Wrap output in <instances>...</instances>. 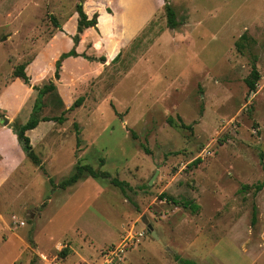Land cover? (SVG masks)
<instances>
[{"label":"rangeland","instance_id":"374dc122","mask_svg":"<svg viewBox=\"0 0 264 264\" xmlns=\"http://www.w3.org/2000/svg\"><path fill=\"white\" fill-rule=\"evenodd\" d=\"M170 2L176 29L164 0H0V129L50 82L39 118L66 119L28 133L44 170L0 152V264H264V0ZM78 4L98 18L75 45ZM79 164L111 177L57 187Z\"/></svg>","mask_w":264,"mask_h":264},{"label":"trees","instance_id":"16d2710c","mask_svg":"<svg viewBox=\"0 0 264 264\" xmlns=\"http://www.w3.org/2000/svg\"><path fill=\"white\" fill-rule=\"evenodd\" d=\"M164 9H165V12L167 15L168 27L170 29H176L179 26V23L177 21L176 12H175L173 6L171 5L170 0H164ZM77 13H78V22H77L78 34L73 39L75 45H78L80 42L79 34H82L84 31L95 27L97 25V18H98L97 14L94 15L93 18H89L88 15L86 14V12L84 11L82 4L77 5ZM103 15H104V13H102L101 17L99 18V21L103 18ZM243 39H246L245 36L242 37V40ZM242 45L243 44H241V42H238L237 47L241 48ZM78 56L79 55L77 54L75 49L71 50L68 53H64L61 55L60 59L56 63V71H55V79L56 80L60 79V68L62 66V63L69 58L78 57ZM101 60L104 61L105 58L102 57L100 59V61ZM25 70H26V67L23 65L17 67L16 71L14 72V77L20 78L24 82L25 85H29L30 84V77L27 75ZM260 78H261V75H260L259 71L257 70V68L254 66L252 69V72H251V79H247V81H246L251 92H254L256 90L257 83L260 80ZM34 90L38 92V96H37V99L34 103L31 117L25 124L16 127V129H14V133L18 137V141H19L20 146H21L22 150L24 151L26 157L33 164L39 166L42 170H44L43 163H42L41 159L35 153L34 148L32 146V143H31V139L27 135V133L29 131L36 130V128L38 127L40 122H51L52 121V122H56L58 124H64L66 122V119L64 117L65 112L59 117H52V118L44 117L42 119L39 118V114L42 111V109L44 108V103H43L44 97L49 95V94H55L56 87H55L54 82H50L48 85H45L42 88L34 87ZM81 102H82V99L80 98L79 100H77L73 104V106L71 107L70 110L79 106L81 104ZM169 122L172 125H175L173 120H169ZM179 123H180L181 128L191 129V127L185 125V123L181 119L179 120ZM200 162H201V160L198 159V160H196L194 165H198ZM85 175H88L90 177L97 178V179H99V178L110 179V177H111L109 173L96 171L90 165H80L79 164L76 167L74 174L71 175L69 178L63 180L61 183H59L57 185V187H59L62 190H66V189L74 186L75 184H77ZM111 184L114 185L115 187L119 188L124 195L126 194L127 188L130 187L127 182L121 181L118 178L111 179ZM263 189H264V182L260 183L256 186V193H259ZM161 197H162V199H166L167 202H170L174 205H180L185 209L191 210L192 212L198 211L199 206L192 201L178 200V199H175L171 196H168L166 193H164ZM256 211H257V208L254 206V208H253V223H255V221H256V216H257ZM175 261L178 264H197V263L192 262V261L184 260L179 256H175Z\"/></svg>","mask_w":264,"mask_h":264},{"label":"crops","instance_id":"0c3cea01","mask_svg":"<svg viewBox=\"0 0 264 264\" xmlns=\"http://www.w3.org/2000/svg\"><path fill=\"white\" fill-rule=\"evenodd\" d=\"M21 10L22 9L18 10L17 12L13 11L10 13H6V15H9V17L13 19L18 16V19H20ZM13 151L15 152V154L12 153ZM0 152L3 154V160L13 167H16L18 163H24V161L27 159L24 151L20 146L18 137L14 133V130H10L8 128L2 127L0 129Z\"/></svg>","mask_w":264,"mask_h":264},{"label":"water","instance_id":"95a60500","mask_svg":"<svg viewBox=\"0 0 264 264\" xmlns=\"http://www.w3.org/2000/svg\"><path fill=\"white\" fill-rule=\"evenodd\" d=\"M8 123H9V121L6 120L5 124H8ZM143 222H144L145 224L148 225V228H149L150 230L152 229V226H151L150 224H148V220H147L145 217L143 218Z\"/></svg>","mask_w":264,"mask_h":264},{"label":"built area","instance_id":"2783aa9c","mask_svg":"<svg viewBox=\"0 0 264 264\" xmlns=\"http://www.w3.org/2000/svg\"><path fill=\"white\" fill-rule=\"evenodd\" d=\"M24 224V223H23Z\"/></svg>","mask_w":264,"mask_h":264}]
</instances>
